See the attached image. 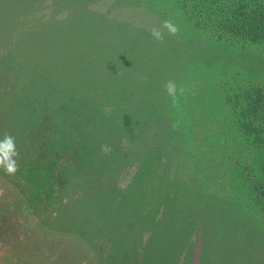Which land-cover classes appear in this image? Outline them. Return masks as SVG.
Here are the masks:
<instances>
[{
  "label": "trees",
  "instance_id": "1",
  "mask_svg": "<svg viewBox=\"0 0 264 264\" xmlns=\"http://www.w3.org/2000/svg\"><path fill=\"white\" fill-rule=\"evenodd\" d=\"M42 1L0 0L3 9H0V139L5 133L14 136L20 152L19 169L14 176L0 170V237L17 240L20 232L32 234L48 226L76 224L80 231L106 245L105 264L138 262L139 258L131 251L133 248H139L140 255L145 254L146 260L141 264H151L156 254L167 250L165 244L171 242L170 248L175 249L176 243L166 236L170 227L179 230H176L180 232L178 236L190 233V223L185 222L188 216L178 209L191 191L187 188L183 192L172 191L169 197L163 195L145 181L144 162L139 166L140 172L143 171H138L126 187H116L118 170L125 160L129 161L128 157L121 158L123 153L119 156L118 138L122 126L114 119L122 118L123 112L118 115L116 108H111L105 116L112 124L104 127L102 124L96 130L94 125L99 121V108L103 103L92 101L99 99L98 96L93 95L90 97L93 100H89L58 80L32 75L29 68L30 71L33 68L23 60V56L34 52L32 48L39 39L37 31L41 33L47 26L63 21L72 10L77 14L83 6H75L73 0H50V14L41 20L35 13ZM180 2L186 18H192V26L206 28L213 35L211 42L222 44L228 53V57L220 56L226 59H205L204 63L212 61L213 66L222 67L225 72L240 64L247 69L249 59L258 58L252 52L245 53L247 45L262 46L264 51V0ZM59 10L65 13L57 20ZM23 41L27 44L22 45ZM227 47H235L239 52L232 53ZM239 55L249 59H239ZM226 76L221 82L199 84L194 95L189 86L178 98L185 101L187 119H197V133L193 131L194 119L185 128L196 171L198 166L200 176H207L204 183L212 175L215 181L217 177L220 179L216 184L226 182L229 189L219 185L215 188L225 193L233 212L248 218L256 227L257 218L261 216L264 220V84L251 86L247 91L236 84L235 75ZM214 95L217 98H213ZM170 108L165 112L171 113ZM223 112L222 127L219 121ZM158 122L155 125L159 126ZM101 145H108L111 151L101 152ZM146 154L148 157L150 152ZM240 156L244 157V162H237ZM60 158L62 161H58ZM44 165L51 169L52 181L41 193L35 189L36 180L24 182L17 177L21 168L31 171ZM163 196L167 197L165 201ZM18 199L20 202H16ZM11 203H23L22 213L12 209ZM201 210L204 212V207ZM156 213L160 215L153 220ZM189 220L196 218L190 216ZM261 228L264 234V223ZM144 229L150 230L148 241L135 247ZM206 236L202 238L200 256L203 264H212L210 232Z\"/></svg>",
  "mask_w": 264,
  "mask_h": 264
},
{
  "label": "rangeland",
  "instance_id": "2",
  "mask_svg": "<svg viewBox=\"0 0 264 264\" xmlns=\"http://www.w3.org/2000/svg\"><path fill=\"white\" fill-rule=\"evenodd\" d=\"M73 2L75 6L83 5L77 14L74 15L72 10L63 21L47 26L41 33L37 31L39 39L35 41L36 44L34 42V52L31 56H23V60L28 63V67L31 65L33 68L32 71L29 68L32 75L58 80L89 100H93L90 98L93 95L98 96L99 99L92 101L103 103L99 108V121L94 125L96 130L102 124L103 127L112 124V120L105 116L111 108H116L118 115L123 112L122 118L114 119L122 126L118 138L119 156L123 153L121 158L128 157L129 161L125 160L126 163L118 170L116 187H126L138 171H143L140 172L139 166L144 162L145 181L153 188H158L163 195L169 197L170 192H183L187 188L191 191L178 209L188 216L185 222L190 223L187 224L190 233L178 236L179 230L170 227L166 236L169 241L176 243L175 249L170 248L171 242L165 244L167 250L156 254L151 264H203L200 256L202 238L204 234L207 237L206 233L209 232L212 264H264V234L261 228L264 220L261 216L257 218L258 224L254 227L248 218L233 212L223 195L225 193L215 188L219 185L229 189V186L226 182L216 184L220 179L217 177L215 181V175L204 183L207 176H200V167L197 166L196 171L193 166L195 164L191 161V148L185 130L194 119L193 131L197 133V119L192 117L191 121L188 120L184 99L177 98L173 102L164 90L165 82L174 80L178 87L183 86L185 90L192 87L194 95L196 89L200 88L199 84L205 86L206 82H221L230 73L235 75L236 84L242 85L240 87L247 91L251 86L261 87L264 84L262 46L254 48L247 45L245 49L246 54L252 52L258 56L257 59L238 56L239 59H249V65L252 66L248 65L246 69L241 64L234 65L225 72L222 67L213 66L212 61L204 63L205 59H226L220 56L228 57V53L222 44L211 42L214 40L213 35L206 28L192 26V18H186L180 0ZM48 4L50 0H43L38 6L40 9L35 15L41 20L50 14ZM0 9L3 10L1 5ZM59 11V16H55L57 20L65 13L64 10ZM165 19H172L180 31L174 37L166 34L164 41L159 43L152 39L149 31ZM33 38H29V44ZM21 44L27 43L23 41ZM227 48L232 53L239 52L235 47ZM251 62L257 64V67ZM159 96H163V99ZM213 98H217V95ZM167 108L172 112L166 113ZM224 116L223 112L219 121L222 127ZM158 120L159 126L155 125ZM110 126L107 125L108 128ZM148 152L151 158L150 155L147 157ZM237 162H244V157H238ZM50 170L45 165L31 171L24 167L19 170L17 177L24 182L28 179L36 180L35 189L41 193L44 187L51 184ZM160 175L161 179L156 178ZM163 197L165 201L167 197ZM16 202H20L19 199ZM23 203L10 205L17 213H22L25 207ZM203 207L204 212L201 210ZM159 215L156 213L153 220ZM190 216L196 220L190 222ZM147 230H143L135 247L147 243L150 233ZM20 233L17 240L0 237V264H105L103 257L106 245L90 238L76 224L63 223L42 228L32 234ZM138 249L133 248L131 251L139 258L136 263L141 264L146 258L145 254H139Z\"/></svg>",
  "mask_w": 264,
  "mask_h": 264
},
{
  "label": "clouds",
  "instance_id": "3",
  "mask_svg": "<svg viewBox=\"0 0 264 264\" xmlns=\"http://www.w3.org/2000/svg\"><path fill=\"white\" fill-rule=\"evenodd\" d=\"M179 31V26L174 23L172 19H165L161 21L158 27H152L149 31V35L154 41L162 43L166 34L169 37H174ZM164 90L166 95L170 97L173 102L177 100L178 94L183 95L185 91L184 87H178L174 80L166 81ZM110 151L111 148L108 145H101V152L107 154ZM19 158L20 152L16 148L15 137L5 133L3 138L0 139V170H2L5 175L14 176L19 169L17 163Z\"/></svg>",
  "mask_w": 264,
  "mask_h": 264
}]
</instances>
